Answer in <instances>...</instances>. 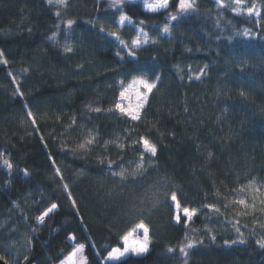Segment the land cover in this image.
Instances as JSON below:
<instances>
[{
    "label": "trees",
    "instance_id": "obj_1",
    "mask_svg": "<svg viewBox=\"0 0 264 264\" xmlns=\"http://www.w3.org/2000/svg\"><path fill=\"white\" fill-rule=\"evenodd\" d=\"M195 2L198 10L172 21L169 13H178V0L157 12L145 10L141 1L111 8L108 0H69L64 8L47 0H0V51L8 61L0 63V153L13 164L8 169L0 158V238L10 246L15 241L30 246L27 264H59L78 243L86 245L88 264H264V249L255 243L264 238V230L254 223H264V213L257 207L254 214L249 209V215L236 217L234 212L243 209L232 203L239 198L251 203L255 193L232 190L251 177H264V28L246 13L218 8L215 0ZM252 2L247 0L249 6ZM258 2L264 5V0ZM121 11L134 23L143 20L144 30L156 41L135 48V56L107 34L119 31L131 42L135 34L118 25ZM68 19L75 21L71 29ZM165 23L168 36L162 32ZM245 29L252 30L249 37L237 34ZM53 32L55 41L49 39ZM66 37L75 48L68 54L59 44ZM205 65L204 74L195 79ZM137 75L160 77L146 105V119L134 124L115 111L90 110L112 107L119 98V81L128 83ZM29 109L35 125L27 117ZM73 118L76 123L69 130ZM131 127L158 145L157 157L145 155V166L155 167L136 183L119 184L108 176L97 159L103 152L99 145L88 153L61 150L64 142L75 148L90 129L98 131L101 144L116 137L131 144L138 139V134L127 135ZM139 151L140 145L123 153L110 145L106 155L118 162L123 155L129 167L127 161H136ZM50 156L70 185L75 208L55 177ZM162 179L169 181L162 191L175 190L183 205L200 209L187 226L171 219L173 210L163 196L151 212L139 210ZM51 202L58 209L38 223L35 217ZM205 203H217L221 213L203 209ZM140 219L150 226L149 251L104 263L107 251L122 246L120 236ZM235 219L246 243L225 244L239 239L231 223ZM186 234L203 243L188 249L184 258L179 245ZM169 247L176 251L168 252Z\"/></svg>",
    "mask_w": 264,
    "mask_h": 264
},
{
    "label": "snow or ice",
    "instance_id": "obj_2",
    "mask_svg": "<svg viewBox=\"0 0 264 264\" xmlns=\"http://www.w3.org/2000/svg\"><path fill=\"white\" fill-rule=\"evenodd\" d=\"M144 8L151 12H157L161 9H168L170 6V0H143ZM49 5H59L60 7L66 8L69 4V0H47ZM124 0H109V6L111 8H116L117 6L123 5ZM215 3L218 8H230V10L240 15L242 13H246L249 17H255L254 23L258 28H264V24L261 23L262 13H264V5H261L258 0H253L251 5L247 4V0H230L229 3H225V0H215ZM178 13L172 14L169 13V19L175 21L178 19V14L186 13L188 11H195L197 9V5L195 0H178ZM57 16H60V11L56 12ZM125 22L128 24H134L132 17L125 14L123 11L120 12L118 17V23L123 25ZM75 23L73 19H68L66 21V25L68 29H71L72 25ZM93 27L96 26L98 21L92 22ZM145 22L143 20L138 21L135 23V27L137 29V35L131 39L129 43L127 40L123 39L119 31L111 30L108 31V36L114 37L118 42L119 45L123 49H127L128 56H135L136 53L134 51L135 48L140 47L142 44H148L150 41V37L147 32H145L144 27L142 26ZM100 32H104L105 28L103 25H100L99 28ZM162 32L168 34L170 32V28L167 23H165ZM238 35H243L244 37H249L252 34L251 29H245L243 33H237ZM57 37V33L53 32L52 35L49 37L50 40L55 41ZM231 39V37H230ZM155 43V40L151 41ZM65 52H72L73 48L71 45H65L64 47ZM117 56H121V52H116ZM4 53L0 51V63L7 64L8 61L3 59ZM207 68V65L204 68L199 70V73L195 75V79H200V77L204 74V69ZM182 71L181 69H178ZM191 78V77H190ZM160 77L157 75L154 79H149L145 75H137L134 76L131 82L127 87L124 86L125 81H119L121 85V90L119 91V98L114 103V105L107 110L102 109L100 107L90 108L91 111L96 113H101L103 111L111 112H118L122 117H124L127 121H131L134 124L139 123L142 120L146 119V105L148 104L149 95L153 93V91L157 88V83L159 82ZM13 81L15 82V78L13 77ZM133 85H138L139 87L136 90V103L133 105L129 103L128 105L124 104V100L127 99V93L129 88ZM143 90H140V89ZM17 92L20 95H23L22 92L19 91V87L17 88ZM241 95H244L241 92ZM27 117L29 118L31 124L35 125L37 123L36 117L31 109L27 111ZM59 119V117L57 118ZM76 123V119L73 118L68 125L69 130H73V125ZM95 133V134H94ZM133 134H138V130L134 127H131L127 130V135L131 136ZM100 136L98 131L95 129L88 130V134L82 138L81 142H79L75 148L69 147L67 142L62 144L61 150L67 154L68 152H72L75 154L80 153H88L94 150V148L99 145L102 147L103 152L100 153L97 157L98 162L102 165H106L108 169V176L113 178V181L119 184H126V183H136L142 180V178L148 173L150 168L155 167V165H150L146 167L147 161L145 160V155L149 154L151 158H155L158 155V145L155 143L148 135L146 134H138V139L132 140L131 144L128 141L120 142V138L116 137L115 139L104 140L103 143H100ZM114 145L115 148L123 153V151L135 145H140L142 147V151L138 153V159L136 161H127L129 167H125V161L123 155L119 157V162L116 160H112L110 157L106 155L109 150V146ZM135 150V148H134ZM212 153H208V157H212ZM5 156L4 153H0V158ZM50 160L55 172V177L59 179L61 183V187L66 193V197L69 201H71L72 206L75 208L77 205V201L73 198V193L70 190L69 183L64 182V175L62 173L61 168L57 165L56 160L50 156ZM135 165V167H131V165ZM3 166L12 169L13 164L11 160L7 158H3ZM24 174L28 175L27 170H24ZM79 175V174H78ZM167 179H162L158 181L157 184L154 186L156 191L152 197L147 198L146 200L141 202V208L139 209L141 212L149 211L151 212L156 207L161 204L160 197L163 196L164 203H167L169 207L173 210L171 219L176 224L183 223L187 226L190 222L193 221V218L198 215L200 209L196 207L185 206L182 204L181 200L178 198V193L175 190L172 191H162V188H166L168 184ZM261 188H264V177L260 178L259 180L256 177H251L248 179L246 184H242L239 188H234L232 191L234 193H248L253 192L255 194L251 195V203H249L248 199L239 198L232 201L233 204L240 205L243 210L234 212V216L242 217L249 215V209L254 214L259 207V211L264 213V198H259L256 194H260V196H264V193L261 192ZM217 198H220V193L217 190L215 192ZM150 205V207H149ZM59 207L58 203L51 202L49 206H47L39 215L35 217V220L38 223H43L46 217H49L50 214L54 213ZM224 209H228L229 204L225 203L223 205ZM202 208L208 210L212 213H221V207L217 205V203H205L202 205ZM235 231L239 234L238 240L228 241L225 240V244H236L237 242L244 244L246 243L244 237V233L240 230V220L235 219L231 222ZM257 226L264 230V223L259 221H254ZM247 227V225H245ZM137 229L142 230V235H135L134 239L130 240V237H133L136 233ZM150 226L145 223L144 219H140L138 223H136L135 228L130 231L124 232L120 236V240L122 241V246H113L110 250L107 251L106 260H120L126 254H134L137 256L143 255L149 251L150 246ZM211 232V229H208ZM69 240L75 241V235L70 234L68 237ZM212 239L215 240V236H212ZM185 243L179 245V252L186 258L188 256V249L193 248L196 243H203V240H195L193 237H188L187 234L185 235ZM255 243L261 248L264 249V238L257 239ZM86 245L83 243H78L74 247V249L69 252L64 259L59 261V264H87V257L83 255ZM168 252H175L176 249L169 247L167 249ZM28 257L24 256V260H27ZM0 260H5V257L0 255ZM5 264H8V261L5 260Z\"/></svg>",
    "mask_w": 264,
    "mask_h": 264
},
{
    "label": "rangeland",
    "instance_id": "obj_3",
    "mask_svg": "<svg viewBox=\"0 0 264 264\" xmlns=\"http://www.w3.org/2000/svg\"><path fill=\"white\" fill-rule=\"evenodd\" d=\"M124 1H130V2H133V1H141L142 4H143V8H144V2H143V0H124ZM53 5H56V4H53ZM161 10H163V9H161ZM118 25H119V28L121 30H123L125 27L129 28V33L135 34L134 37L137 35V29L134 26L135 23L134 24H128L127 22H125L123 25H120L119 23H118ZM163 34L164 35H167V36L169 35V33L168 34L163 33ZM151 41L152 40L150 39L149 42H151ZM59 44L61 46V49H62L63 53L64 54H68L69 52H65L64 51V47H65L66 44L72 46V43L70 42L69 37H66V40L63 43H59ZM142 45H145V44H142ZM72 48H73V51H75V48L73 46H72ZM130 82L125 83L124 86L127 87ZM138 87H139L138 85H133L132 87L129 88V91L127 93V99L124 100V104L125 105H128L129 103H131V104L134 105L137 102L136 101V90H137ZM120 90H121V85H120ZM140 90H143V89L141 88ZM149 97H150V95H149ZM148 100H149V98H148ZM135 235H142V230L137 229V231L134 234V236L133 237H130V240L131 239H134L135 238ZM3 240L4 239L0 238V255H2L1 252L3 251L4 254L8 257V259H10L12 261V262H9V264H27V260H24V256H27V257L29 256L31 247L28 246L26 243L21 242V241H15L14 244H12L10 246V245L7 244L6 241H3ZM70 241L71 242H74L72 240H70ZM83 255L86 257L85 252L83 253ZM130 255H134V254H131V253L126 254L120 260H122L125 257L130 256ZM134 256H137V255H134ZM117 261H119V260L110 261V260L104 259V263H111V262H117ZM87 264H88V259H87Z\"/></svg>",
    "mask_w": 264,
    "mask_h": 264
},
{
    "label": "water",
    "instance_id": "obj_4",
    "mask_svg": "<svg viewBox=\"0 0 264 264\" xmlns=\"http://www.w3.org/2000/svg\"><path fill=\"white\" fill-rule=\"evenodd\" d=\"M0 264H5V261L4 260H0Z\"/></svg>",
    "mask_w": 264,
    "mask_h": 264
}]
</instances>
